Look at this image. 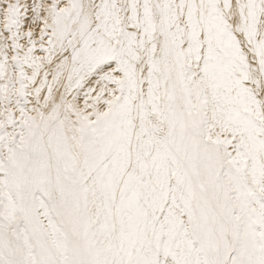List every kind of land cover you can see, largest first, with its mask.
I'll use <instances>...</instances> for the list:
<instances>
[{"label":"snow or ice","instance_id":"snow-or-ice-1","mask_svg":"<svg viewBox=\"0 0 264 264\" xmlns=\"http://www.w3.org/2000/svg\"><path fill=\"white\" fill-rule=\"evenodd\" d=\"M0 264H264V0H0Z\"/></svg>","mask_w":264,"mask_h":264}]
</instances>
